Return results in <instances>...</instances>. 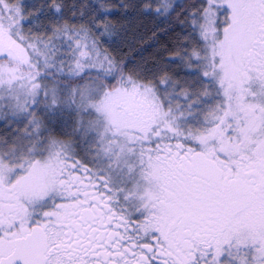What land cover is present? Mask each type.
Returning <instances> with one entry per match:
<instances>
[{
  "label": "snow or ice",
  "instance_id": "obj_1",
  "mask_svg": "<svg viewBox=\"0 0 264 264\" xmlns=\"http://www.w3.org/2000/svg\"><path fill=\"white\" fill-rule=\"evenodd\" d=\"M133 6L191 82L104 47L103 6L0 0V264H264V0Z\"/></svg>",
  "mask_w": 264,
  "mask_h": 264
},
{
  "label": "trees",
  "instance_id": "obj_2",
  "mask_svg": "<svg viewBox=\"0 0 264 264\" xmlns=\"http://www.w3.org/2000/svg\"><path fill=\"white\" fill-rule=\"evenodd\" d=\"M197 1L176 0V2L183 3L189 9ZM52 2L61 4L64 7L65 21L69 24H75L76 27L81 24L88 26L87 17L93 6L100 5L109 9L110 14L103 17V23L105 26H114L110 31L114 37L119 38L112 45L105 43L104 47L108 48L109 51H117L119 57L129 63V67H134L135 64H145L149 68L162 65L164 66V72L179 83H182L181 78L189 75L185 66L176 57V54L180 52V43L177 37L183 35L180 26L172 25L171 27L174 30L168 31L166 35L163 34V30L167 25L160 24L153 17L140 15L139 10L133 6L141 4L143 0H24V3L29 6L28 11L32 13L39 12L43 5ZM73 4L78 5L80 10L85 13L84 20L70 19L72 12L69 11L67 6ZM121 5L127 7H121ZM177 11L179 12L180 9H177ZM180 19H184V17L181 16ZM157 24H160L159 29L156 28ZM153 32H156V39L152 38ZM169 57L173 59H169ZM37 115L43 118L42 113Z\"/></svg>",
  "mask_w": 264,
  "mask_h": 264
},
{
  "label": "rangeland",
  "instance_id": "obj_3",
  "mask_svg": "<svg viewBox=\"0 0 264 264\" xmlns=\"http://www.w3.org/2000/svg\"><path fill=\"white\" fill-rule=\"evenodd\" d=\"M198 3V1H197ZM110 31V29H109ZM192 77H190L189 75H185L183 78H181V82L184 83L185 81H189L191 82ZM182 103V101H181ZM6 127L7 125H5L3 122H0V135H4L6 133Z\"/></svg>",
  "mask_w": 264,
  "mask_h": 264
}]
</instances>
